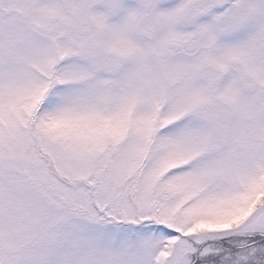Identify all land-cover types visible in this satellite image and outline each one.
Listing matches in <instances>:
<instances>
[{
  "label": "snow or ice",
  "instance_id": "obj_1",
  "mask_svg": "<svg viewBox=\"0 0 264 264\" xmlns=\"http://www.w3.org/2000/svg\"><path fill=\"white\" fill-rule=\"evenodd\" d=\"M0 264H264V0H0Z\"/></svg>",
  "mask_w": 264,
  "mask_h": 264
}]
</instances>
